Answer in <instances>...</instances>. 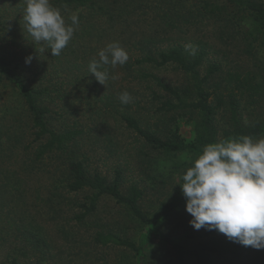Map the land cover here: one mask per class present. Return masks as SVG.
Wrapping results in <instances>:
<instances>
[{
	"label": "trees",
	"instance_id": "trees-1",
	"mask_svg": "<svg viewBox=\"0 0 264 264\" xmlns=\"http://www.w3.org/2000/svg\"><path fill=\"white\" fill-rule=\"evenodd\" d=\"M51 3L61 10L68 23V18L77 14L79 24L84 26L89 23L93 27L92 20H101L115 29L137 23L150 28L141 27L120 35L113 28L115 32L109 42H119L131 51L128 62L117 66L126 73L125 90L103 94L105 85L95 78H73L69 81L72 87L67 90L48 83L49 70L44 64L37 68L39 75L36 74L32 61L25 62L30 46L22 44L18 37H8L19 24H24L23 11L12 15L0 11V96L7 95L0 100V159L4 164L0 168L4 174L0 176V188H27V184L28 188H48V202L59 206L56 210L59 213L62 204L68 201L72 204L70 220L78 223H86L103 198L114 200L140 226H152L155 232L146 242L138 243L126 235L127 228L118 232L109 223H97L94 241L132 250L136 264H152L155 251L150 242L156 238L170 256L160 264H224L219 257L227 260L232 256L228 260L232 262L234 257L241 256L246 246L225 235H211L215 230L207 229L202 238L189 226L181 231H168L166 223L170 215L187 202L184 195L171 194L169 201L162 203L161 214L151 215L142 204L146 189L138 184L124 189L121 168H116L112 178L91 168L87 153L82 151L84 129L60 124L59 118L66 117L65 99L74 94L79 84L85 83L95 90L101 87L104 114L108 115L103 124L111 129L109 119H112L113 132L117 133V127L130 132L132 149L147 156V169L152 166V152H157L173 158L176 173H185L208 143L240 135L264 137V118L246 124L241 114L242 102L251 103L254 108L264 107V0H51ZM144 18L148 22H143ZM194 20L217 27L219 49L232 54L228 72H222L220 62L212 63L202 72L209 43L198 41L201 47L195 54L193 47L185 48L193 41L187 33ZM32 46L40 56L46 53L47 45ZM41 48L45 51H39ZM106 67L111 76L115 68ZM150 67H174L181 72L182 79L168 80L149 71ZM117 83L115 80L112 84L114 90ZM125 91L132 96L127 105L119 100ZM222 108L228 113V124L220 128L216 118ZM188 112L196 116L195 138L191 142L185 141L178 125H173L177 116ZM182 154L186 159H180ZM34 177H45V181L37 184L32 180ZM78 195L82 198H77ZM41 242H45L41 237L35 238L37 245ZM5 264H20L19 257L13 256Z\"/></svg>",
	"mask_w": 264,
	"mask_h": 264
},
{
	"label": "rangeland",
	"instance_id": "rangeland-1",
	"mask_svg": "<svg viewBox=\"0 0 264 264\" xmlns=\"http://www.w3.org/2000/svg\"><path fill=\"white\" fill-rule=\"evenodd\" d=\"M25 0H0V11L4 13L16 14V11H23ZM5 10V11H4ZM95 25H80L76 28L72 40L59 56L53 57L50 49L41 55L33 49L31 37L22 24L8 35L18 37L22 44L30 46L28 55L32 56L34 72L44 64L49 70L48 83L62 85L63 88H70L69 82L73 78L80 80L95 78L89 73V62L93 57L98 58V51L109 44L112 34L131 33L143 27L150 28L137 23L131 27L108 26L101 20H92ZM143 22H148L144 18ZM142 23V22H141ZM136 26V27H135ZM189 26L188 38L195 50L200 49L198 41L209 43L207 55L204 58L202 72L205 73L208 67L214 62L222 64V72L229 71V62L232 54L227 50H220L217 40V27L213 23L200 22L194 20ZM114 28V30H113ZM88 30V31H86ZM115 36V35H114ZM10 39L5 41L6 44ZM216 43L215 47H213ZM129 55L131 51L126 47ZM39 54V55H37ZM44 68V67H43ZM149 71H154L163 75L168 80H181V72L174 67L157 68L150 67ZM39 75V73H36ZM118 75L116 89L111 77ZM32 77H36L31 74ZM126 73L121 67H116L113 74L109 76L105 86H102L103 94L117 93L120 89L125 90L127 81H123ZM51 79V80H50ZM217 79H221L217 77ZM101 84V83H100ZM101 89V87H100ZM100 89L87 88L85 83L79 84L75 92L70 93L65 99L68 108L66 117L59 118L60 124L76 125L79 129H84V139L82 140V151L87 153L88 164L91 168L98 169L110 178L115 174L116 168H121L124 174L122 187L129 188L132 184H138L146 189L143 208L151 215L161 214L162 203L168 202L170 195L176 192L182 193L181 183L184 173H176L172 168L173 158L152 152V166L147 169L149 162L147 156L138 155L132 149L134 144L130 137V132L117 127L115 130L112 119H109L111 129L103 124L106 112L105 103L101 99ZM7 98L0 96V100ZM11 100V96L8 97ZM241 114L246 124L259 122L264 118V107L254 108L251 103L242 102ZM65 120V121H63ZM196 116L190 112L177 116L173 125H178L180 134L186 142H191L195 138ZM220 128L227 126L228 113L222 108L216 118ZM57 121H54L56 124ZM124 132V134H122ZM1 155V153H0ZM180 159H186L182 154ZM4 164L0 159V168ZM1 171V169H0ZM4 174L0 172V176ZM33 182L43 184L45 177H34ZM48 188H0V264H5L13 256L19 257L20 264H136L135 253L124 247L115 245H101L94 241L97 230L96 224L109 223L115 231L127 228V236L131 235L138 243L147 241V237L155 232L152 226H140L134 221L126 210L114 200L103 198L97 211L88 219L86 223H78L70 220L72 211L68 201L62 204V211L57 205L48 202ZM77 198L81 199L82 195ZM187 203V202H186ZM186 203L175 209L170 215L166 227L168 231H181L184 227L189 228L199 238L207 232V228L202 227L196 230L191 224L192 216L186 211ZM224 235L215 230L211 235ZM125 235V234H122ZM42 238L45 242L40 245L35 243V238ZM32 239V242L27 241ZM156 238L150 244L153 247L154 255L151 257L152 264H160L168 257L158 245ZM160 243V242H159ZM241 256L227 260L219 257L224 264H264V249L257 250L251 246L244 248ZM240 262H239V261Z\"/></svg>",
	"mask_w": 264,
	"mask_h": 264
},
{
	"label": "clouds",
	"instance_id": "clouds-1",
	"mask_svg": "<svg viewBox=\"0 0 264 264\" xmlns=\"http://www.w3.org/2000/svg\"><path fill=\"white\" fill-rule=\"evenodd\" d=\"M25 4L23 28L31 42L47 45L53 57L59 56L79 26L78 15L72 14L68 23L51 0H25ZM190 47L185 45L186 49ZM31 60L29 56L25 62ZM128 60V51L119 42H112L98 51V58L91 59L88 71L106 85L109 79L106 66L116 68ZM111 78L118 79V75ZM119 100L127 105L132 96L125 91ZM182 180L186 211L192 216L190 224L196 230L202 227L217 230L229 240L264 249V137L240 135L208 143Z\"/></svg>",
	"mask_w": 264,
	"mask_h": 264
}]
</instances>
